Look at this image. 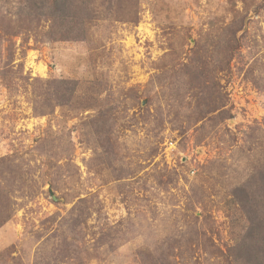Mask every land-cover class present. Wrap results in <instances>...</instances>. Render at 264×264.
<instances>
[{
  "label": "rangeland",
  "instance_id": "rangeland-1",
  "mask_svg": "<svg viewBox=\"0 0 264 264\" xmlns=\"http://www.w3.org/2000/svg\"><path fill=\"white\" fill-rule=\"evenodd\" d=\"M48 1L0 0V264H264V0Z\"/></svg>",
  "mask_w": 264,
  "mask_h": 264
},
{
  "label": "trees",
  "instance_id": "trees-1",
  "mask_svg": "<svg viewBox=\"0 0 264 264\" xmlns=\"http://www.w3.org/2000/svg\"><path fill=\"white\" fill-rule=\"evenodd\" d=\"M77 2H80L81 4H86L87 0H49L48 6L50 9V16H52V23L57 22L59 26H61V29L58 31L57 35L61 39H68L71 38L69 33H72V26L70 23H68V26H65V23L68 21V18L66 17V11L70 10L73 7H79L77 6ZM80 8V7H79ZM42 9V8H40ZM74 38H76L75 34H71ZM73 38V39H74Z\"/></svg>",
  "mask_w": 264,
  "mask_h": 264
}]
</instances>
